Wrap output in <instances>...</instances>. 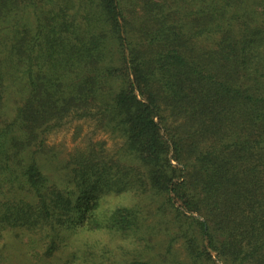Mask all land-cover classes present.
I'll use <instances>...</instances> for the list:
<instances>
[{"label": "trees", "instance_id": "1", "mask_svg": "<svg viewBox=\"0 0 264 264\" xmlns=\"http://www.w3.org/2000/svg\"><path fill=\"white\" fill-rule=\"evenodd\" d=\"M0 264H264V0H0Z\"/></svg>", "mask_w": 264, "mask_h": 264}, {"label": "rangeland", "instance_id": "2", "mask_svg": "<svg viewBox=\"0 0 264 264\" xmlns=\"http://www.w3.org/2000/svg\"><path fill=\"white\" fill-rule=\"evenodd\" d=\"M78 129H81V136L79 138H75V134L78 132ZM87 135H91L94 139H102L106 141V146L109 147L110 150L115 149L118 141H114L107 134L94 131L93 127L89 122H72L65 126V128L61 129L59 132L52 134L49 137V143L54 144L57 147L61 145L66 149H72L77 145L83 144L84 140H86Z\"/></svg>", "mask_w": 264, "mask_h": 264}]
</instances>
